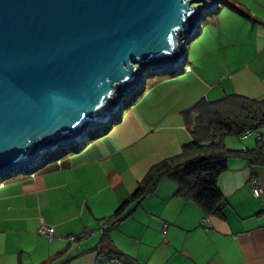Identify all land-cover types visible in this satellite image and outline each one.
<instances>
[{
    "label": "crops",
    "instance_id": "0c3cea01",
    "mask_svg": "<svg viewBox=\"0 0 264 264\" xmlns=\"http://www.w3.org/2000/svg\"><path fill=\"white\" fill-rule=\"evenodd\" d=\"M196 36L192 48L187 44L189 71L154 75L81 149L59 155L60 165L51 158L33 174L0 183V264L49 259L52 264H117L99 249L103 220L152 165L192 140L184 112L202 99L225 95L264 100V0H220ZM227 142L232 150L255 147ZM253 178L263 187L259 197L252 191ZM218 189L226 205L219 216H206L196 203L175 195L174 182L162 179L110 239L138 264H264V166L229 158ZM43 225L51 228L52 239L39 233ZM86 231L90 234L82 240L60 239Z\"/></svg>",
    "mask_w": 264,
    "mask_h": 264
},
{
    "label": "water",
    "instance_id": "95a60500",
    "mask_svg": "<svg viewBox=\"0 0 264 264\" xmlns=\"http://www.w3.org/2000/svg\"><path fill=\"white\" fill-rule=\"evenodd\" d=\"M219 3L0 0V181L33 172L48 151L81 149L150 73L183 67Z\"/></svg>",
    "mask_w": 264,
    "mask_h": 264
},
{
    "label": "trees",
    "instance_id": "16d2710c",
    "mask_svg": "<svg viewBox=\"0 0 264 264\" xmlns=\"http://www.w3.org/2000/svg\"><path fill=\"white\" fill-rule=\"evenodd\" d=\"M232 8L253 20L242 7L232 5ZM174 74L175 71H169L160 76ZM191 115H195L193 120ZM184 116L190 119L188 128L192 140L184 143L179 153L152 165L135 190L103 220L99 249L111 259L138 264L113 245L109 234L128 216L132 207L155 192L162 179L174 182L175 195L196 203L206 216H219L226 200L218 189V178L226 171L228 159L238 157L251 165L264 166V142L256 140L255 147L246 150H232L225 144L230 136L240 137L247 130L256 132L264 127V100L255 101L239 95H225L212 102L202 99L184 112ZM41 264H52V260Z\"/></svg>",
    "mask_w": 264,
    "mask_h": 264
},
{
    "label": "built area",
    "instance_id": "2783aa9c",
    "mask_svg": "<svg viewBox=\"0 0 264 264\" xmlns=\"http://www.w3.org/2000/svg\"><path fill=\"white\" fill-rule=\"evenodd\" d=\"M190 70V68L187 66V67H185V65L183 66V67H179V66H176V67H174V68H172V69H168V70H166L165 72H169V71H175L176 73L177 72H181V71H189ZM250 135H255V137H256V139L258 140V141H261V142H264V127L263 128H261V129H259L258 131H256V132H254V131H250V130H247L245 133H243L242 135H241V137H247V136H250ZM86 140H88L89 139V137H88V134L86 135V138H85ZM79 146H80V144H76V145H71V146H69L68 148H65V149H63V151L65 150H73V149H77V148H79ZM55 151H48V152H46V154H53ZM46 154H44V157H45V155ZM51 158H54V161L56 162V164L57 165H60L61 164V159L60 158H58V157H56V156H53L52 155V157ZM44 161V158L43 159H41L39 162H43ZM39 162L37 163V165L39 164ZM27 174H33V172H30V173H27ZM3 181V180H2ZM2 181H0V183L2 182ZM252 185H253V188H252V191H253V194H254V196H256V197H259L262 193H263V187H262V185L255 179V178H253L252 179ZM166 225H164L163 226V228H162V232L165 234V232H166ZM39 233L41 234V235H43V236H45V237H47L48 239H52L53 238V233H52V230H51V228L49 227V226H46V225H43L41 228H40V230H39ZM90 234V231H86V232H83V233H81V234H79V235H69V236H67V237H60V239L61 240H63V241H66V242H69V243H72V242H74V241H76V240H82V239H84V238H86L88 235ZM117 264H125V263H122V262H119V261H116V260H114Z\"/></svg>",
    "mask_w": 264,
    "mask_h": 264
},
{
    "label": "rangeland",
    "instance_id": "374dc122",
    "mask_svg": "<svg viewBox=\"0 0 264 264\" xmlns=\"http://www.w3.org/2000/svg\"><path fill=\"white\" fill-rule=\"evenodd\" d=\"M204 18V17H203ZM203 20V19H202ZM197 38V36L188 43V47L190 46V48H192V44H193V41ZM157 77V76H156ZM153 79H155V76L152 75L150 73V75L146 78V84L148 85ZM137 93V91L135 92H132L130 93L129 95H126V96H123L122 97V107H124V104L125 102H128L135 94ZM115 117V115H114ZM100 128H96L95 130H99ZM93 133V131H88V136L91 135ZM228 140L227 144L229 147H232L233 144L231 143V141L233 142L234 141V144L236 143H240L242 141H245L247 143V145L249 147H252V146H255L256 145V141H255V135H250L248 137H245V138H241V137H234V136H230L228 138H226ZM87 143V142H86ZM232 144V145H231ZM62 153H65V150L63 151V149H59L57 151H55L52 155L53 156H56V157H59V155H61ZM52 155L50 154H46L45 155V158H44V161L41 162L40 164H44L45 161H48L49 159H51ZM43 155L41 154L39 157H42ZM55 162V161H54ZM38 163V162H37ZM36 163V164H37Z\"/></svg>",
    "mask_w": 264,
    "mask_h": 264
}]
</instances>
